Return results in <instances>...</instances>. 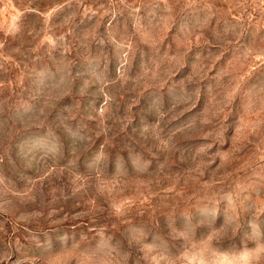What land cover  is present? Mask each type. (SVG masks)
<instances>
[{"label": "rangeland", "instance_id": "374dc122", "mask_svg": "<svg viewBox=\"0 0 264 264\" xmlns=\"http://www.w3.org/2000/svg\"><path fill=\"white\" fill-rule=\"evenodd\" d=\"M0 264H264V0H0Z\"/></svg>", "mask_w": 264, "mask_h": 264}]
</instances>
